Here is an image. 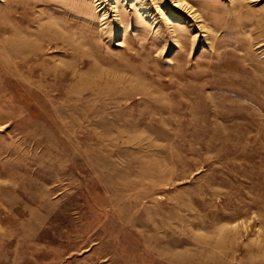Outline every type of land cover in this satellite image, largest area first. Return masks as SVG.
I'll use <instances>...</instances> for the list:
<instances>
[{
	"label": "rangeland",
	"instance_id": "obj_1",
	"mask_svg": "<svg viewBox=\"0 0 264 264\" xmlns=\"http://www.w3.org/2000/svg\"><path fill=\"white\" fill-rule=\"evenodd\" d=\"M0 264H264V0H0Z\"/></svg>",
	"mask_w": 264,
	"mask_h": 264
},
{
	"label": "bare ground",
	"instance_id": "obj_2",
	"mask_svg": "<svg viewBox=\"0 0 264 264\" xmlns=\"http://www.w3.org/2000/svg\"><path fill=\"white\" fill-rule=\"evenodd\" d=\"M177 9H178L179 12H183L185 14H188L189 13L190 15L193 16L192 18L195 19L194 11L192 10V8L188 7L187 4L179 3V5L177 4Z\"/></svg>",
	"mask_w": 264,
	"mask_h": 264
}]
</instances>
